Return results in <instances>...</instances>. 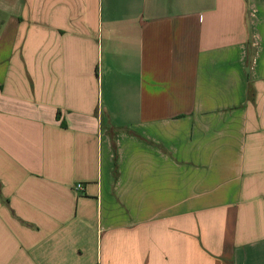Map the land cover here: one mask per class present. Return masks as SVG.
I'll return each instance as SVG.
<instances>
[{"label": "crops", "instance_id": "0c3cea01", "mask_svg": "<svg viewBox=\"0 0 264 264\" xmlns=\"http://www.w3.org/2000/svg\"><path fill=\"white\" fill-rule=\"evenodd\" d=\"M0 264H264V0H0Z\"/></svg>", "mask_w": 264, "mask_h": 264}, {"label": "built area", "instance_id": "2783aa9c", "mask_svg": "<svg viewBox=\"0 0 264 264\" xmlns=\"http://www.w3.org/2000/svg\"><path fill=\"white\" fill-rule=\"evenodd\" d=\"M75 190L76 191H82L83 190V187H82V185L81 184H77V185H75Z\"/></svg>", "mask_w": 264, "mask_h": 264}, {"label": "trees", "instance_id": "16d2710c", "mask_svg": "<svg viewBox=\"0 0 264 264\" xmlns=\"http://www.w3.org/2000/svg\"><path fill=\"white\" fill-rule=\"evenodd\" d=\"M111 139H112V141H113V135L111 136ZM113 150H114V147H113Z\"/></svg>", "mask_w": 264, "mask_h": 264}]
</instances>
